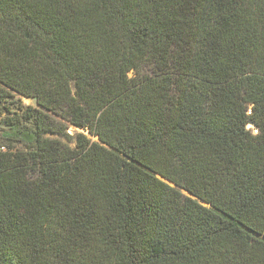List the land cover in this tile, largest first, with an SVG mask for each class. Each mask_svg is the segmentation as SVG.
<instances>
[{"label": "trees", "instance_id": "trees-1", "mask_svg": "<svg viewBox=\"0 0 264 264\" xmlns=\"http://www.w3.org/2000/svg\"><path fill=\"white\" fill-rule=\"evenodd\" d=\"M0 126V264H264V0H0Z\"/></svg>", "mask_w": 264, "mask_h": 264}, {"label": "rangeland", "instance_id": "rangeland-1", "mask_svg": "<svg viewBox=\"0 0 264 264\" xmlns=\"http://www.w3.org/2000/svg\"><path fill=\"white\" fill-rule=\"evenodd\" d=\"M18 100H21L22 104L25 107H33V108H38L37 102L35 99L32 98H27V97H22V96H17L15 99L8 101L7 105L11 107V109L13 111H17L19 113H23L22 110L18 111V104L16 103ZM54 117H56V119H58L59 121H62V119L60 117H57L54 115ZM1 127V126H0ZM82 132V130H79L78 128L71 126L69 128V133L72 135H75L76 133ZM49 137H56V136H49Z\"/></svg>", "mask_w": 264, "mask_h": 264}, {"label": "snow or ice", "instance_id": "snow-or-ice-1", "mask_svg": "<svg viewBox=\"0 0 264 264\" xmlns=\"http://www.w3.org/2000/svg\"><path fill=\"white\" fill-rule=\"evenodd\" d=\"M253 124H254V121H250V122L248 123V126H249V127H252ZM256 127H259V126L257 125Z\"/></svg>", "mask_w": 264, "mask_h": 264}, {"label": "built area", "instance_id": "built-area-1", "mask_svg": "<svg viewBox=\"0 0 264 264\" xmlns=\"http://www.w3.org/2000/svg\"><path fill=\"white\" fill-rule=\"evenodd\" d=\"M6 148H4L3 146L0 145V151H5Z\"/></svg>", "mask_w": 264, "mask_h": 264}, {"label": "water", "instance_id": "water-1", "mask_svg": "<svg viewBox=\"0 0 264 264\" xmlns=\"http://www.w3.org/2000/svg\"><path fill=\"white\" fill-rule=\"evenodd\" d=\"M248 128H251V127L248 126Z\"/></svg>", "mask_w": 264, "mask_h": 264}]
</instances>
